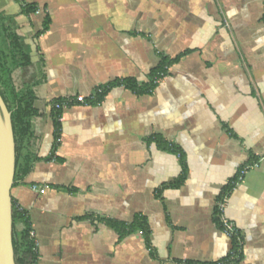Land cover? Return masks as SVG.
<instances>
[{
	"label": "crops",
	"instance_id": "1",
	"mask_svg": "<svg viewBox=\"0 0 264 264\" xmlns=\"http://www.w3.org/2000/svg\"><path fill=\"white\" fill-rule=\"evenodd\" d=\"M0 12L33 52L13 77L34 85L38 159L12 196L37 264H215L234 247L216 218L234 182L224 214L243 234L238 264H264V0H0ZM163 57L179 59L152 93L117 85L99 104L65 108L56 146L57 100L147 84ZM137 216L152 248L141 230L108 223Z\"/></svg>",
	"mask_w": 264,
	"mask_h": 264
},
{
	"label": "trees",
	"instance_id": "2",
	"mask_svg": "<svg viewBox=\"0 0 264 264\" xmlns=\"http://www.w3.org/2000/svg\"><path fill=\"white\" fill-rule=\"evenodd\" d=\"M38 11L35 5H24L23 12L30 14ZM48 28V23L45 25V30ZM179 58L171 60L167 57H163L161 64L152 72L151 80L147 84H139L132 78L117 80L108 84L102 88L103 92H98L96 89L95 96L89 99L92 104L101 103L108 90L117 85H124L127 88L133 90L137 94L152 93L156 86L159 84L155 81L159 73L168 74L170 66L178 61ZM33 64V52L31 45L26 39L20 35L16 29L15 16L7 15L0 12V92L9 108L12 112V119L16 140V152H17V167H16V180L24 179L33 169L35 161L38 158L32 154V140L34 138L33 132V118L39 115V110L35 106L36 94L33 84H27L22 88H18L13 74L18 68H25ZM57 100L54 105V120H55V137L56 146L59 144L61 137L62 124L60 118H62L63 110L57 109L55 104L60 102ZM162 147L176 151L177 154L183 158L181 150L177 149L174 144H164V141L157 137L155 139ZM183 175L174 181L171 186H180L186 178L187 168L183 161ZM235 183V182H234ZM228 187L220 197V202L224 199L227 193L233 188ZM14 204V249L15 259L17 264H37L38 252L36 248L35 238L32 236V230L30 226L29 218L24 212H22L13 201ZM219 208H216V218L221 224ZM18 221H22L25 225L21 232L16 230V224ZM108 223L124 235L129 232L141 230L147 237L149 247L151 229L148 221L143 216H137L131 224H121L113 220H108ZM243 258V252L240 256V262ZM225 260H229L228 258ZM215 264H218L215 263Z\"/></svg>",
	"mask_w": 264,
	"mask_h": 264
},
{
	"label": "water",
	"instance_id": "3",
	"mask_svg": "<svg viewBox=\"0 0 264 264\" xmlns=\"http://www.w3.org/2000/svg\"><path fill=\"white\" fill-rule=\"evenodd\" d=\"M17 152L12 112L0 92V264H17L14 249V204Z\"/></svg>",
	"mask_w": 264,
	"mask_h": 264
},
{
	"label": "built area",
	"instance_id": "4",
	"mask_svg": "<svg viewBox=\"0 0 264 264\" xmlns=\"http://www.w3.org/2000/svg\"><path fill=\"white\" fill-rule=\"evenodd\" d=\"M166 75L164 73H159V75L156 77L155 81L157 83H160V81L165 77ZM98 92H103L102 88H99L97 90ZM95 96V92L90 96V98H93ZM85 95H77L76 97L72 96H66L65 98L61 99L60 102H57L55 104V107L57 109L64 110L65 108H68L72 106L75 102L76 103H83V104H89V99ZM61 120V118H60ZM259 166L258 163L254 164H248L245 165L239 175V179L242 180L245 176V174L252 168ZM33 190L37 192H43L46 190V186L43 185H33L32 186ZM226 201H227V196L224 197V199L219 202L218 208L220 211V220H221V226L224 230V232L233 240L234 242V247L230 252V255L228 257V261L223 259L218 261V264H238L240 260V256L243 252L244 248V239H243V234L241 231V228L231 219L227 218L226 215L224 214V209L226 206ZM32 236L34 237V234L32 233ZM35 238V237H34ZM36 241V240H35ZM36 248H37V242H36Z\"/></svg>",
	"mask_w": 264,
	"mask_h": 264
}]
</instances>
